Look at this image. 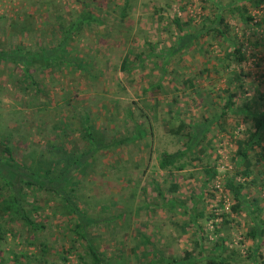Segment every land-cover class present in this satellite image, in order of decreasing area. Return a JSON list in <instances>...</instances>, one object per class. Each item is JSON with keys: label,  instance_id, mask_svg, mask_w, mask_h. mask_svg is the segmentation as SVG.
I'll list each match as a JSON object with an SVG mask.
<instances>
[{"label": "rangeland", "instance_id": "obj_1", "mask_svg": "<svg viewBox=\"0 0 264 264\" xmlns=\"http://www.w3.org/2000/svg\"><path fill=\"white\" fill-rule=\"evenodd\" d=\"M199 2L0 0V141L12 150L14 160L38 178H46L48 164L59 160L53 167L56 172L48 178L57 175L58 169L68 166L70 157H80L89 145L81 129V117L85 114L97 141L103 144L125 141L96 151L90 157L93 160L89 159L91 163L84 169L78 168L79 172L65 187L66 193L75 196L79 207L91 218L105 219L123 213L108 228L100 225L89 229L109 264H148L160 257L155 252L158 250L162 256L180 259L184 251H193L194 241L200 236L205 235L212 242L217 236L211 233L212 220L206 217L214 206L209 198L197 205L203 212L197 218V224L205 231L201 234L195 226L186 232L180 230L181 224H190L188 217L177 211V207L161 206L166 198L187 201L186 185H197L202 178L201 167L189 164L188 157L181 160L187 163L182 170L160 167L162 155L183 149L186 141L185 136L176 139L167 132L169 127L177 125L168 120L167 109L179 108L184 119L196 121L204 114L200 104L207 98L206 91L216 97L231 87L238 93L236 107L242 106L243 99L253 98L257 104L249 112L264 113V97H261L264 95V3L252 4L249 13L253 20L248 25L241 23L231 8L230 14L225 12L229 5H238L234 0H213L212 6H208L207 12H218L224 7L235 41L250 36L244 45L245 61L240 66L230 62L221 70L224 50L216 48L218 43L210 39V34L201 38L203 44L208 46L211 42L214 47L209 57L193 48L170 51L178 42L179 33L199 28L197 14H202ZM185 7V12H181ZM194 10L195 21L180 31L177 22L183 25L189 15H195ZM68 25L74 27L68 30ZM64 35L67 40L62 51L56 53L54 49ZM42 51L63 60L49 67H44V62L33 63L34 55ZM124 59L126 70L122 68ZM160 60L166 63L162 65ZM206 67L209 73L204 70ZM238 72L243 76L235 82ZM190 77L194 78L196 89L183 84ZM35 87L42 93L36 92ZM157 100L161 102L158 116L149 118L152 104ZM128 110L132 112L130 116ZM233 118L243 117L233 115L229 119ZM138 123L145 128L143 137L137 136L135 124ZM246 126L243 123L235 129L233 138L229 134L212 138L215 151L201 165L215 163L218 175L211 183L213 188L220 185L231 169L234 140L245 132ZM211 131L208 137L213 134ZM175 180L182 185L181 192L174 195L167 189ZM156 186L166 198L156 193ZM7 188L8 184L0 179V264H78L76 251L82 245L78 244L76 250L66 255L67 261L60 258V247L62 244L67 247L72 237L70 229L77 223L65 202L55 193L24 184L21 207L27 208V213L30 206L37 207L40 216L36 219L44 225L33 233L24 228L13 204L9 203L12 192ZM216 195L221 194L217 191ZM146 205L152 210L145 209ZM243 218L241 215L231 226L220 229L228 244L237 246L242 254L251 244L250 239L240 236L247 223ZM142 234L149 236L151 244H143ZM210 244L207 248H211ZM41 245L48 247L47 253H41ZM261 249L264 254V237ZM196 254L197 251L192 255Z\"/></svg>", "mask_w": 264, "mask_h": 264}, {"label": "trees", "instance_id": "obj_2", "mask_svg": "<svg viewBox=\"0 0 264 264\" xmlns=\"http://www.w3.org/2000/svg\"><path fill=\"white\" fill-rule=\"evenodd\" d=\"M199 1L201 15L199 13L197 14L194 10L195 15H189L188 21H185L183 25H181V23L178 24L176 19L177 26L179 27V30L182 31L184 28L183 26H187L191 21H195V16L197 14V17L200 20L199 28L184 34L179 33L177 35L178 42L175 46L170 48L171 53L180 49L189 51V49L193 48L194 50L197 49L203 51L205 57H209V55H211L210 50L214 47L211 42L208 46L206 43L203 44L201 38L210 34V39L218 43L216 48L218 50H224L222 53L223 67L221 70L225 69L230 62L240 66L247 58V47L244 45L245 42H248V40L250 41V36L248 35L246 40L236 39L235 41V35H233L232 32V25L227 22L225 12L228 14L232 11L237 13L241 19V23L248 25L249 21L253 20V17L250 16L249 13L250 7L259 3H264V0H234L235 2L233 3H238V5H235L234 7H230L229 5V8L226 9L225 12L224 7H221V10L218 12L212 10L211 12L209 11L210 13L206 10L208 9V6H212L211 4L213 0ZM213 6L219 8L218 4ZM186 9V7L181 8L180 11L185 12ZM205 12H207L206 15ZM207 20H209L208 24L206 23ZM79 25L80 23L78 26ZM73 27L74 26L68 25V30ZM238 37L239 36L237 35L236 38ZM66 40L67 36L65 35L58 40L60 41L58 46H60L61 49L57 46L54 49L56 53L62 51V46ZM229 48L232 49L229 50ZM45 56L49 55L44 51L35 54L33 63L42 62L43 64L44 62L43 66L49 67L50 65L59 63L60 60H63L62 58L58 59L55 56H49L46 61H43V59L46 58ZM125 62L124 59L122 63V68L124 70H126ZM159 62H162V65H164L165 61L160 60ZM204 70L207 73L210 71L207 67ZM214 70L218 72V70ZM241 76H243L242 72L236 73L234 78L236 79L235 82L240 81ZM183 84L191 88V90L196 89V84L192 77L184 79ZM157 87H160L159 83H157ZM34 90L38 93H42L37 87H35ZM206 93L207 98L200 104V109L204 114L199 115L196 121L191 122V119H184L183 113L181 114L179 108L176 109V111L167 109L169 114L168 120L170 119L177 123L176 126L169 127L167 132L173 135L176 139L185 136L186 141L183 144V149L172 153H164L160 160V167L163 169L172 167L177 170H182L187 163L182 162L181 160L188 157L189 164H197L201 167V180L197 185L195 183H188L186 185L189 190L188 195H185L187 201H178L179 197H175L176 199L166 198L159 186H156L155 189L158 195L162 198H166V202L161 203V206L165 207L167 205L172 208L177 207V211L181 210L182 214L188 217L190 224L183 223L179 226L180 230L183 232L188 231L194 226L198 230V234L205 232L197 224V218L203 216V212L198 210L197 205L202 204L204 201L203 199L209 198V202L214 206L211 208L210 214L206 217L207 219L212 220L213 230L211 233L217 236L213 242L205 235L200 236V239L194 241L193 251H184V255L180 259L174 256H162L160 250L155 251L160 254V257H157L156 261H149L148 264H264V254L261 249L264 237V217H261V215L264 214V113L261 111L253 113L249 112L252 111L251 106L257 104L253 98L251 99L247 97L243 99L242 106L236 107L238 93L231 87L225 88L221 91L220 94L222 95L223 93V97L219 93H217L216 97L215 95L208 94L209 91H206ZM197 94L201 95L199 93ZM261 97H264V95L261 94ZM174 101L175 104H177L176 97ZM158 104L159 106L161 104V102L158 103V100L152 104L153 112L152 115H148L149 118H157L159 111ZM131 114L132 112L128 110V115L130 116ZM233 115L236 118H238L239 115H242L243 118L240 120L235 118L229 119ZM190 116L192 117L191 114ZM81 118L82 133L89 145L82 151V155H79L80 157L77 158L74 157V155L70 157L68 159V166H64L65 169H58L57 175L48 178L50 174L56 172V169L53 168L59 162V160H56V162L48 164L45 172L47 175L46 178H38L34 172H28L24 166L14 160L12 150L4 142L0 141V179L8 184L7 189L12 192L9 203L11 205L13 204L12 206H14L15 212L22 220L24 228L33 233L38 232L39 229H43L44 225L36 219L40 216L37 207L30 206L29 208L31 211H29V213H27V208L21 207L23 194L22 188L24 187V184L28 187L34 186L37 189L55 193L65 202L66 207L71 211L77 223L70 229L72 237L68 241L67 247L66 244H62L60 247L62 253L60 258L64 262L67 261L66 255H69L71 251L76 250L75 248L79 244L82 246L76 251L79 261L78 264H109L102 256L101 251L98 250L96 239L93 237L92 232L90 233L89 229L91 226L100 225L108 228L110 223L118 221L123 216V213L110 215L105 219L91 218L86 211H83L79 207L75 196L70 197V195L66 193L65 187L67 183L70 184L69 181L71 180V177L76 172H79L78 168L84 169L91 163L89 159L96 151L117 146L125 141L116 140L109 144H103L102 142L97 141L89 126V116L85 114ZM243 123L248 124V126L245 128V132L234 140L235 151L231 155L232 167L225 173L224 178L220 181V185L213 188L211 183L218 175L215 163L201 165V162L204 159L209 158L211 153H214L215 151L214 144L216 143L213 144L212 138L215 140L218 135L228 136V134L233 138V132ZM149 125H151V122H149ZM151 128L152 127H150V129ZM135 130L139 137H143L146 133L145 128L141 123L135 124ZM210 131L213 132V134L211 137H208L207 135ZM152 136H154V134ZM217 142H221V140H218ZM203 145H205L206 148L203 147ZM58 150L59 148L56 147L55 151L58 152ZM216 158H219L218 154H216ZM90 160L92 161L93 158ZM181 185L182 183L179 180L172 181L167 191L170 194H178L181 192ZM195 185L196 187L193 188ZM186 187L184 188V193ZM257 190L259 193L256 192ZM217 191L221 194L219 197L216 195ZM205 195L208 196L204 197ZM216 196L218 199H216ZM226 198L228 199V205H226ZM6 202L8 203V201ZM188 202L190 205H188ZM5 207L8 208L7 205ZM144 208H150L152 210L149 205L144 206ZM31 215L34 217H31ZM241 215L244 216L242 221L247 223H245V231L243 233L240 232V236L241 238L251 240V244L244 254L240 252L237 246H230L227 242V238L220 233L221 227L225 225L231 226ZM1 232L2 226L0 222V234ZM140 236L143 244H151L148 235L142 234ZM241 240L239 242H242ZM209 243H211V248H207ZM80 249H83L82 251L84 252H79ZM39 250H41L42 254L44 252L47 253L48 247L41 245ZM195 251H197V254L196 256H193L192 254Z\"/></svg>", "mask_w": 264, "mask_h": 264}]
</instances>
